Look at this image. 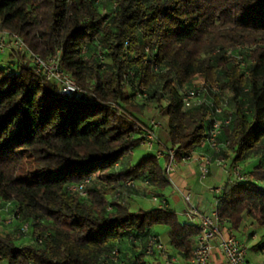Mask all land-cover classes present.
I'll return each mask as SVG.
<instances>
[{
    "label": "trees",
    "instance_id": "16d2710c",
    "mask_svg": "<svg viewBox=\"0 0 264 264\" xmlns=\"http://www.w3.org/2000/svg\"><path fill=\"white\" fill-rule=\"evenodd\" d=\"M0 32L43 59L58 56L81 90L62 96L27 55L0 67V203L16 212L13 235L29 229L24 239L0 236V263L150 264L154 227L190 261L198 227L125 201L135 189L126 180L167 187L164 166L153 154L114 166L150 130L134 106L160 108L178 163L205 145L209 107L182 101L197 76L228 101L225 159L259 158L249 181L224 185L219 224L237 231L249 217L264 228V0H0ZM88 177L86 198L68 191Z\"/></svg>",
    "mask_w": 264,
    "mask_h": 264
},
{
    "label": "built area",
    "instance_id": "2783aa9c",
    "mask_svg": "<svg viewBox=\"0 0 264 264\" xmlns=\"http://www.w3.org/2000/svg\"><path fill=\"white\" fill-rule=\"evenodd\" d=\"M0 54H7L8 57L11 54L27 55L30 58L29 65L31 69L39 74L45 81L53 82L58 87L59 93L62 96H71L81 93L75 81L60 67L58 56L43 59L34 55L16 34L0 32ZM10 66H12V64H10ZM8 71H10V69H8ZM182 95V101L185 107L207 106L210 109L207 117L209 124L205 139V146L209 153L196 155V157L194 155L195 151L187 154L182 159V162H190L194 158L198 160L200 162L198 168L199 177L200 179H204L209 174V167L213 163L219 167L226 166L227 159H225L222 153L227 149V144L220 142L219 138L223 129L231 122L230 116H224V112L228 110V101L225 98L219 97V88L216 85L208 86L202 84L197 86L191 82L189 89L186 92L183 90ZM215 101H217V103H215ZM149 126L150 130L142 134L138 148H143L148 153L153 154L158 161L160 159L167 160L164 164V171L168 178L177 168L176 148L159 149L157 146V131L161 128V124L155 120H151ZM132 152L133 151H130L129 153L132 154ZM118 167L119 163L115 164L114 168L117 169ZM242 167V164L232 165L231 183L249 181L250 176ZM143 184L145 187H149L148 182H144ZM90 185L91 178L88 177L80 183L69 187L68 191L84 199L87 197V191ZM135 187L136 182L134 180H126L124 182V189H134ZM120 197V193L115 195L116 200H119ZM150 199L153 203L158 204V207L165 208L167 206L166 201L159 199L154 194H151ZM183 200L185 203L189 204L190 194H185ZM218 204L219 201L217 200V206ZM15 214L16 212L11 208L9 218L6 219L5 222L7 226H15L17 223ZM182 215L185 216L193 226L198 227L200 231L196 238L189 264H208L214 248L225 258L227 264H244L247 247L231 234L226 237L222 236V229L217 218V207L209 215H202L199 214L194 207L189 206ZM196 219L198 221L197 223L195 221ZM28 230V226L24 225L19 232H15V234L10 235V237L24 239L27 237ZM145 253L150 259L161 256L165 259L166 264H170L165 245L160 240L159 236L151 235L147 238ZM117 256V252H113L112 260L115 261Z\"/></svg>",
    "mask_w": 264,
    "mask_h": 264
},
{
    "label": "crops",
    "instance_id": "0c3cea01",
    "mask_svg": "<svg viewBox=\"0 0 264 264\" xmlns=\"http://www.w3.org/2000/svg\"><path fill=\"white\" fill-rule=\"evenodd\" d=\"M157 136L158 148L166 149L168 146L163 142L165 138L161 134H158V131ZM208 153L209 151L207 147L203 145L194 153V155L196 156ZM160 161H163L164 166L165 160L160 159L159 163ZM199 165L200 162L195 158L190 162L181 161L178 163L177 168L168 176L169 185L165 188L145 187L142 182L136 181L135 189L130 191L125 197V201H127L129 209L133 212L138 209H145L144 207L148 202L153 203L150 196L151 194H154L159 199L166 201L167 206L165 208L170 209L172 212L176 213L177 216H182L184 220L183 223L191 224L189 220L182 215V213L185 212L189 206L194 207L199 214L209 215L216 209L217 200L221 195L224 185L227 182H231L232 160L231 158L227 159L225 167H219L213 163L209 167V174L204 179H200L199 177ZM248 165L249 171L247 172H251L258 167L259 160L253 162L251 161ZM119 167L120 169H123L130 166L126 167L121 162ZM260 181L264 180H257L256 183L258 184ZM185 194H190L189 204L185 203L183 200V196ZM129 202H131V204H129ZM172 205L176 208H172ZM157 207L158 206H153L152 208ZM11 208L12 204L4 205L0 203V218H4V215H9ZM179 220L181 222V219ZM195 221L196 223L198 222L197 219ZM220 227L222 229L223 237L231 234L247 247L244 264H264V228H259L254 225L253 221L249 217L243 220L237 231L230 230L228 223L220 224ZM13 230L14 225H0V236H10L12 235ZM152 233L158 235L162 241L161 235L157 232V229H154ZM163 244L165 245L168 253L170 264H189V261L185 260L179 252L171 248L168 242H163ZM126 254L130 255L131 253L130 251H127ZM152 262H154V264H166L165 259L161 256L155 257L152 259ZM208 264L227 263L225 258L214 248Z\"/></svg>",
    "mask_w": 264,
    "mask_h": 264
},
{
    "label": "rangeland",
    "instance_id": "374dc122",
    "mask_svg": "<svg viewBox=\"0 0 264 264\" xmlns=\"http://www.w3.org/2000/svg\"><path fill=\"white\" fill-rule=\"evenodd\" d=\"M9 61V57L7 54H0V67H4L6 65V63ZM192 83H194V85H197V86H200L202 84H206L208 86H210L211 84H207L205 82V80L200 77V76H197V77H194L192 79ZM193 85V84H192ZM189 89V86L186 85L183 90L184 92H186L187 90ZM226 99V97H223ZM139 103H142V101H140ZM162 105H166V101H163L162 102ZM159 109L160 108H157L156 107V104H153L151 103L148 107H145L144 109L143 108H140L138 106H134V107H131L129 109V111L134 115L136 116L140 121L141 123H143L144 125H148L149 122L151 120H155L157 122H159L161 124V128L158 130V134H161L165 140L163 141L168 147H169V143L167 142V136H166V131H167V118L166 116L164 115H160L159 114ZM151 153H148L145 149L143 148H136L133 150L132 154L129 153L123 160H122V164L124 166H132V165H135L136 163H138L143 157L149 155ZM259 160L258 157H254V158H250L248 160H246L244 163H242V168H244L246 171H249V168H248V164L252 161H257ZM160 164L163 166V161H160ZM246 165V166H245ZM248 168V169H247ZM264 181H260L258 183V185L260 187H263L264 188V185H263ZM129 204H131V202H129ZM153 206H158V204L156 203H151V202H148L146 205H145V209H150L152 208ZM172 208H176L174 205L171 206ZM4 218H0V225L1 226H5V222H6V219L9 218V215H4L3 216ZM179 219H181V222L183 223L184 220L182 218V216H179ZM7 226V225H6ZM154 229H157V232L161 235V239L164 243H167L168 242V239H167V235H166V231L167 229L166 228H163V227H154L152 228V231H154ZM150 264H153L154 262H152V259L151 261H149ZM0 264H5V263H0Z\"/></svg>",
    "mask_w": 264,
    "mask_h": 264
}]
</instances>
